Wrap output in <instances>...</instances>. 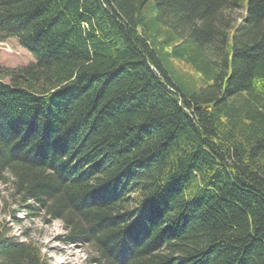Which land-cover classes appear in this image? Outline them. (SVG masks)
I'll return each instance as SVG.
<instances>
[{"label": "trees", "instance_id": "16d2710c", "mask_svg": "<svg viewBox=\"0 0 264 264\" xmlns=\"http://www.w3.org/2000/svg\"><path fill=\"white\" fill-rule=\"evenodd\" d=\"M11 37L0 264H53L18 208L92 264H264V0H0Z\"/></svg>", "mask_w": 264, "mask_h": 264}, {"label": "rangeland", "instance_id": "374dc122", "mask_svg": "<svg viewBox=\"0 0 264 264\" xmlns=\"http://www.w3.org/2000/svg\"><path fill=\"white\" fill-rule=\"evenodd\" d=\"M240 17L243 9L236 11ZM35 61V56L24 48L18 38L0 41V65L17 67ZM178 64V63H177ZM10 185L0 181V219L9 218V211L17 208L9 196ZM18 221L10 223L13 234L23 239H33L53 264H92V251L88 245L64 242L65 229L60 220L46 221L41 211L17 209Z\"/></svg>", "mask_w": 264, "mask_h": 264}]
</instances>
